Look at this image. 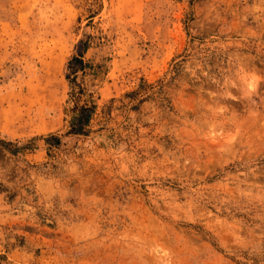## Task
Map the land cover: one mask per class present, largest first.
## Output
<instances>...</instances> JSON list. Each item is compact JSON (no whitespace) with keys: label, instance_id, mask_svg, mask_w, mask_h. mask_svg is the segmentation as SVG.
Listing matches in <instances>:
<instances>
[{"label":"rangeland","instance_id":"1","mask_svg":"<svg viewBox=\"0 0 264 264\" xmlns=\"http://www.w3.org/2000/svg\"><path fill=\"white\" fill-rule=\"evenodd\" d=\"M0 139V264H264V0H0Z\"/></svg>","mask_w":264,"mask_h":264},{"label":"trees","instance_id":"2","mask_svg":"<svg viewBox=\"0 0 264 264\" xmlns=\"http://www.w3.org/2000/svg\"><path fill=\"white\" fill-rule=\"evenodd\" d=\"M81 55L71 56L67 62L66 68L68 69V73L66 74L67 82L72 89L70 92V96H73L76 92H80L82 90L78 84L75 83V76L77 71H83L85 67V63L82 61ZM76 86L77 90H73V87ZM94 104L90 105H80L78 107H74L72 110L71 117L69 119V131L70 133L84 134L85 127L89 122L91 114L93 112ZM45 141H54V143H58V137L49 135L45 138ZM8 145V142H5L0 139V146L5 147Z\"/></svg>","mask_w":264,"mask_h":264}]
</instances>
